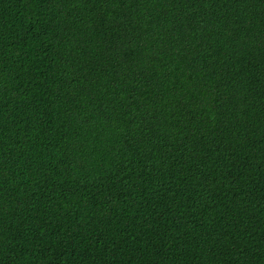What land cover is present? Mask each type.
I'll list each match as a JSON object with an SVG mask.
<instances>
[{"label": "trees", "instance_id": "1", "mask_svg": "<svg viewBox=\"0 0 264 264\" xmlns=\"http://www.w3.org/2000/svg\"><path fill=\"white\" fill-rule=\"evenodd\" d=\"M0 264H264V0H0Z\"/></svg>", "mask_w": 264, "mask_h": 264}]
</instances>
